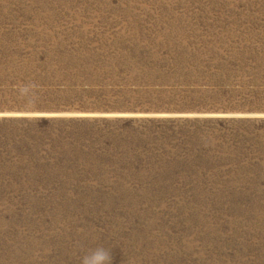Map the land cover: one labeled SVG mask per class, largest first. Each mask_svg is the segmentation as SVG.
I'll list each match as a JSON object with an SVG mask.
<instances>
[{
	"label": "rangeland",
	"instance_id": "1",
	"mask_svg": "<svg viewBox=\"0 0 264 264\" xmlns=\"http://www.w3.org/2000/svg\"><path fill=\"white\" fill-rule=\"evenodd\" d=\"M2 113L0 264H264V0H0Z\"/></svg>",
	"mask_w": 264,
	"mask_h": 264
},
{
	"label": "clouds",
	"instance_id": "2",
	"mask_svg": "<svg viewBox=\"0 0 264 264\" xmlns=\"http://www.w3.org/2000/svg\"><path fill=\"white\" fill-rule=\"evenodd\" d=\"M80 264H112L111 250L97 246L80 258Z\"/></svg>",
	"mask_w": 264,
	"mask_h": 264
},
{
	"label": "water",
	"instance_id": "3",
	"mask_svg": "<svg viewBox=\"0 0 264 264\" xmlns=\"http://www.w3.org/2000/svg\"><path fill=\"white\" fill-rule=\"evenodd\" d=\"M3 115H10V114H7V113H2L0 114V116H3ZM11 115H14V114H11ZM70 115H76V114H70ZM79 116H87V115H82V114H79Z\"/></svg>",
	"mask_w": 264,
	"mask_h": 264
},
{
	"label": "trees",
	"instance_id": "4",
	"mask_svg": "<svg viewBox=\"0 0 264 264\" xmlns=\"http://www.w3.org/2000/svg\"><path fill=\"white\" fill-rule=\"evenodd\" d=\"M2 131V130H1ZM2 134L5 135V132L2 131ZM1 137V136H0Z\"/></svg>",
	"mask_w": 264,
	"mask_h": 264
}]
</instances>
